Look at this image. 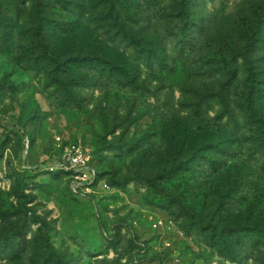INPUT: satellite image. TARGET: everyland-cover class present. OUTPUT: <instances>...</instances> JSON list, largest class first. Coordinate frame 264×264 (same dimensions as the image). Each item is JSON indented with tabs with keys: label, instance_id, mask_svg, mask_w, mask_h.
Returning a JSON list of instances; mask_svg holds the SVG:
<instances>
[{
	"label": "rangeland",
	"instance_id": "rangeland-1",
	"mask_svg": "<svg viewBox=\"0 0 264 264\" xmlns=\"http://www.w3.org/2000/svg\"><path fill=\"white\" fill-rule=\"evenodd\" d=\"M76 150L98 172L78 193ZM262 214L264 0H0V264H43L45 237L60 264H258L246 234L239 263L205 236Z\"/></svg>",
	"mask_w": 264,
	"mask_h": 264
},
{
	"label": "trees",
	"instance_id": "trees-1",
	"mask_svg": "<svg viewBox=\"0 0 264 264\" xmlns=\"http://www.w3.org/2000/svg\"><path fill=\"white\" fill-rule=\"evenodd\" d=\"M185 10V9H184ZM182 12V11H181ZM186 13H183L182 15H185ZM187 25H188V21L186 22V24H184L181 28L178 29L177 31V38H178V44H180V42L182 41L184 43V39L186 38V30H187ZM114 39H117L119 41H122L124 39V34L121 35H117L115 36ZM137 50L140 53V55L142 57H149V54L151 53V51L149 49L145 50L142 49V46H136ZM48 59L52 60V56H47ZM71 61L77 62L78 63H73L74 65H90L92 63V61L90 59H87V57L84 58H76V59H71ZM159 61V60H158ZM160 62V61H159ZM160 64H162V62H160ZM96 66H98L101 71L105 72L108 71L109 75L114 76L116 79L121 80L125 83H131L133 82L134 76L133 73L131 72V70L129 68H126L124 66H115L113 64H110L108 62H106V60H100L98 62H96ZM66 67V63H58V65L56 66V68L53 70V72L55 71H63L64 68ZM218 67H220L225 76L227 77V79L233 80L236 78V76L234 75L235 73V67L233 65V62L230 58H226V59H220L218 60ZM252 74H249L248 76V84H247V89H248V98H249V103L247 105V109L250 112V118H252V115H254V107L251 104V98H252V94L254 92V80H252L251 78ZM235 77V78H234ZM223 109H224V113L221 114V118H223L224 116H228L227 113H225L226 109H227V105L225 103H222ZM262 127V126H260ZM263 135V132L260 133V136ZM214 146L217 149H222V145H220V142L218 141V144L213 143ZM206 148V147H205ZM100 177V176H99ZM184 206H181V208H183ZM260 220L256 218H253L251 220H247V225H240V229L244 228L243 230H235L232 232L233 234V238L235 240H230L229 239V235H226L225 233L220 232V234H218V236L214 233V232H208L205 236V239L207 241V243L209 245H211L212 247H214L215 249H217V251L220 253V255L224 258L227 259H231L233 262H237L239 263L240 260L242 258H240L236 248L239 245V242L241 239H239V236L241 234H246L245 237L248 238L249 243H251L254 247L255 250H264V214L261 215ZM262 221V226H259L258 222ZM35 223H39L40 227H42L41 229H43L44 227L48 226L49 224L46 223V221L44 219H42L41 217L38 216L37 220H34ZM241 223H243V220L241 221ZM192 225H194L193 229H195V231H197V233H203L204 227L201 226V224L199 222L194 223L191 222ZM49 227V226H48ZM41 249L44 250L43 251V264H60L61 262V255L57 253V251L51 246V244L49 243V238L45 237L41 243ZM258 264H264V256L262 258H259L258 260Z\"/></svg>",
	"mask_w": 264,
	"mask_h": 264
},
{
	"label": "built area",
	"instance_id": "built-area-1",
	"mask_svg": "<svg viewBox=\"0 0 264 264\" xmlns=\"http://www.w3.org/2000/svg\"><path fill=\"white\" fill-rule=\"evenodd\" d=\"M90 158L81 151H68L64 156L59 171L73 178V191L78 193L82 188L90 190L98 180V172L90 165ZM106 187V185H105Z\"/></svg>",
	"mask_w": 264,
	"mask_h": 264
}]
</instances>
